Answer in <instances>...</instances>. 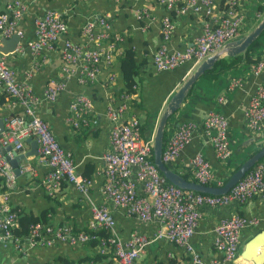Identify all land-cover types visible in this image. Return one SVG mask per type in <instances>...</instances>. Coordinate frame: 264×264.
Instances as JSON below:
<instances>
[{"label": "built area", "instance_id": "2783aa9c", "mask_svg": "<svg viewBox=\"0 0 264 264\" xmlns=\"http://www.w3.org/2000/svg\"><path fill=\"white\" fill-rule=\"evenodd\" d=\"M166 9L160 21L162 43L152 55L155 71L174 69L186 63L198 65L207 56L220 50L224 44L240 33L243 15L239 11V0H157ZM10 11L0 12V39L13 33L23 36L16 28L17 21L26 10V4L16 0ZM189 12L202 18L200 32L193 43L182 49L170 50L167 42L175 29L173 14ZM138 16L149 20L151 10L142 6ZM262 17V15H261ZM260 17V18H261ZM111 15L88 17L81 28L83 43L73 42L66 37L67 21L62 11L48 9L34 19V36L26 43H18L17 50L27 47L30 52L32 70L18 78L17 71L7 64V57L0 52V92L4 93L7 107L12 113L4 119L0 132V145L11 146L3 153L0 149V242L14 244L16 250L24 251L35 246H50L54 243L84 244L91 239L99 240L98 252L111 251L117 264H138V258L153 241L165 240L189 256L190 264H226L236 260L240 248V233L247 226L259 224L256 216L231 213L223 216L213 227L212 244L220 257L205 260L192 242L201 218V208L226 207L233 202L244 203L258 196L264 200V161H258L245 175L223 194H210L182 189L170 183L152 160L153 138L144 139L141 122L128 114L137 85L131 91H124L120 101L109 105L104 117L110 122L109 148L102 154L104 183L101 194L113 208L120 209L127 217H133L142 224H156L151 233L134 229L124 238L117 228V221L107 203L97 204L90 195L92 179L77 172L72 154L63 148L46 120L37 111L40 97L35 94L27 80L33 71L39 70L48 60V55L61 41V77L77 74L81 83L96 79L101 66L112 64L123 37L113 33ZM1 45V40H0ZM264 67V60L251 65L254 73ZM114 79L112 73L109 81ZM66 80L52 79L44 90L46 100L53 102L66 86ZM239 84L234 80L233 89ZM220 97L218 101H221ZM66 122L74 129L89 128L97 123L92 113L93 101L84 93L74 96L68 105ZM245 123L249 130L264 128V81L259 82L244 108ZM202 130L213 145L216 160L223 162L230 156L228 120L220 112L211 109L205 118L197 123L192 120L180 122L169 140L163 144L162 161L170 164L177 161L181 152L193 139L196 130ZM30 137L37 143L39 161L45 166L43 186L46 193H57L62 182L74 186L88 202L90 217L86 229L76 230L68 224H30L26 234L17 236L12 230L16 225L18 211L10 206V189L14 185L15 172L10 164L14 157L12 150L23 149L24 139ZM32 166L23 162L18 172H29ZM190 174L195 182L203 185L222 186V179L212 172L210 162L196 153L190 159ZM109 231L108 236L98 235L100 230Z\"/></svg>", "mask_w": 264, "mask_h": 264}, {"label": "crops", "instance_id": "0c3cea01", "mask_svg": "<svg viewBox=\"0 0 264 264\" xmlns=\"http://www.w3.org/2000/svg\"><path fill=\"white\" fill-rule=\"evenodd\" d=\"M26 4V10L17 21L16 28L23 36L21 43H26L34 35V19L48 9L62 11L67 21L68 32L66 37L76 43H83L81 28L88 17L102 15L108 12L111 15L113 33L119 34L123 40L119 44L116 56L111 65H103L96 79L92 82L81 83L77 74L61 77V41L54 51L48 55L47 62L39 69L27 76L29 84L35 94L40 97L37 105L38 114L48 122L50 129L60 145L68 150L77 164L76 170L83 176L92 179L90 195L97 204L107 203L117 221L120 235L126 238L133 229L143 233H151L156 224H142L133 217H127L122 210L113 206L104 199L101 187L104 183L102 171V154L109 148L110 122L104 117L106 108L120 101L123 91V80L120 73V58L124 51L134 50V58L139 64L137 85L134 97L131 100L128 114L136 116L143 126L144 139H152L156 129L158 117L164 110L171 95L178 89L182 81L193 71L190 63L165 71H155L152 64V55L162 43L160 32L161 18L166 9L157 0H20ZM185 4V0H177ZM16 0H0V12L10 11L9 6L15 7ZM264 0H239V11L243 15L240 35L248 33L259 21ZM142 6H147L152 13L149 20L138 16ZM175 29L167 46L170 50L182 49L190 46L200 32L202 18L189 12L173 14ZM15 34V33H13ZM12 34V35H13ZM11 35V36H12ZM9 38V37H8ZM1 40V39H0ZM252 58L259 56L260 60L251 63L241 62L229 68L218 77L202 75L192 86L178 110L171 115L166 124V143L176 126L183 121L192 120L200 123L208 111L214 109L223 114L228 120L230 156L220 162L216 160L213 145L205 133L196 130L192 141L185 146L177 161L168 164L173 170L190 174V159L196 153H201L211 164L212 172L220 179L230 176L248 157L264 146V128L251 131L247 128L244 117V108L248 97L252 94L259 82L264 81V67L254 73L251 65L264 60V36L262 41L251 52ZM7 64L13 67L19 79H24L29 73L32 58L27 47L13 51L6 55ZM223 58V57H222ZM114 79L109 81L111 74ZM52 79L66 80V86L57 99L50 102L44 97V90ZM234 80L239 84L233 89L230 86ZM84 93L93 101L92 113L97 118L95 127L76 130L66 122L69 113L68 105L76 94ZM221 101H218L219 98ZM7 98L0 92V119L3 120L13 110L7 107ZM28 137L24 139L22 151L24 154L31 148ZM2 151V150H1ZM6 151V150H5ZM3 152V151H2ZM5 153V152H3ZM40 156L31 155L23 162L32 166L29 172L15 173V181L10 189V206L17 211L31 212L38 215L42 211L51 209L48 218L54 224H68L76 230L86 229L90 217L88 202L75 190L74 186L65 183L57 192L56 199L47 197L43 186L46 173L45 166L39 161ZM18 165V166H19ZM170 167V168H171ZM4 178L0 177V184ZM1 186H4V182ZM53 198V197H52ZM238 213L246 216H256L259 224L247 226L240 233V248L238 257L226 264H252V260L243 258L244 245L256 234L264 232V200L255 196L244 203L233 202L226 207L201 208V218L192 242L205 260L220 257L212 244L213 227L223 216ZM264 248V235L256 245V253ZM253 251L254 248L252 249ZM98 247L90 243L69 244L54 243L50 246H35L22 252L16 250L14 244L8 241L0 242V264H117L111 251L101 254L99 260H94ZM62 258L64 263H56ZM138 264H190L189 256L176 246L165 240H156L148 244L145 252L138 258Z\"/></svg>", "mask_w": 264, "mask_h": 264}, {"label": "water", "instance_id": "95a60500", "mask_svg": "<svg viewBox=\"0 0 264 264\" xmlns=\"http://www.w3.org/2000/svg\"><path fill=\"white\" fill-rule=\"evenodd\" d=\"M264 31V14L259 19L257 24L246 34L233 39L222 46V48L215 53L207 56L198 65L193 66V71L186 76L182 81L178 89L171 95L168 100L164 110L158 117L156 123V129L153 136V163L159 169V171L167 178V180L174 184L175 186L182 189H189L192 191L210 193V194H223L230 190L247 171H249L255 163L260 161L264 157V146L259 149L256 153L248 157L225 181L222 186H210L203 185L194 180L186 179L181 174L168 167L162 161V149L164 144V129L167 124L169 117L174 114L178 108L182 105L183 101L187 97L190 89L192 88L195 81L201 77L205 71L210 70L214 63L222 57L225 56H235L243 54L248 46L259 37V35ZM21 41L20 36L16 33L9 38H1L0 52L3 54L12 53L18 43ZM4 129V122L0 119V132ZM28 142L31 144V148L28 152L24 154H17L16 151L12 150L14 157L10 159V164L15 173H18V165L20 160H25L31 155L37 154V143L28 137ZM0 149L5 152V150H11V146L3 148L0 145ZM263 233L256 234L252 239H250L243 247L242 255L246 260H252V264H264V248L256 253L255 247L260 242ZM254 248L255 251L252 249Z\"/></svg>", "mask_w": 264, "mask_h": 264}, {"label": "trees", "instance_id": "16d2710c", "mask_svg": "<svg viewBox=\"0 0 264 264\" xmlns=\"http://www.w3.org/2000/svg\"><path fill=\"white\" fill-rule=\"evenodd\" d=\"M261 7H262V11H264V4ZM263 36H264V31L259 35V37H257L256 40H254L248 46L247 50L243 54H239L235 56H225L223 58H220L214 63L212 68L210 70L205 71L203 75L204 76L207 75L210 77H218L220 74L227 71L229 68L235 67L241 62H246L248 64V63L260 60L259 56L252 58L251 52L253 49H255L256 46L260 44ZM189 63L193 65V63L191 62ZM138 67H139V64L136 63L135 58H134V50L128 49L124 51L123 55L120 58V73H121V78L123 80V86H124L122 93L124 91L126 92L131 91L132 85L135 83V79L138 76V69H139ZM191 90L192 88L190 89L189 93L191 92ZM169 118H171V116ZM92 127H95V126H92ZM166 127L167 126H165V129H164V137H163L164 140H165V135H166ZM81 129H88V128H81ZM76 130H80V129H76ZM141 131H143L142 125H141ZM260 161H264V157ZM168 167H171V166L168 165ZM180 174L186 179L193 180L192 177L188 173H180ZM85 175H89V174L86 172ZM228 178H229V175L226 178H222V183L224 184ZM64 184H65L64 182L60 184L58 192L61 189L62 185ZM56 195L57 193H54L52 195L47 194V197L50 199H56L55 198ZM50 211L51 209H47V210L42 211L38 215H33L31 212L18 211L17 222H16L15 227L12 230L13 234L17 236L26 234L29 230L30 224H33L36 222L46 224L49 221L48 213ZM108 234H109V231L107 230L102 229L98 231V235L102 237H106L108 236ZM88 243H90L91 245L97 246L99 244V240L91 239L89 240ZM100 257H103V256L97 252L94 260L97 261L100 259ZM55 262L64 263L62 258H57Z\"/></svg>", "mask_w": 264, "mask_h": 264}, {"label": "clouds", "instance_id": "9594fccd", "mask_svg": "<svg viewBox=\"0 0 264 264\" xmlns=\"http://www.w3.org/2000/svg\"><path fill=\"white\" fill-rule=\"evenodd\" d=\"M16 34H17V33H16ZM17 35H18V34H17ZM239 35H240V34H239ZM239 35H238L236 38H238ZM18 36H19V35H18ZM33 36H34V35H33ZM21 37H22V36H20V38H21ZM236 38H235V39H236ZM20 42H21V41H20ZM20 42H19V43H20ZM16 48H17V47H16ZM14 51H15V50H14ZM5 55H7V54H5ZM152 160H153V153H152ZM57 192H58V190H57ZM84 200H85V199H84ZM85 201H86V200H85ZM88 205H89V204H88ZM136 229H137V228H136ZM133 230H134V229H133ZM87 243H88V242H87ZM97 246H98V245H97ZM98 253H99V252H98ZM85 264H87V263H85Z\"/></svg>", "mask_w": 264, "mask_h": 264}]
</instances>
